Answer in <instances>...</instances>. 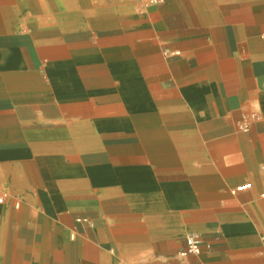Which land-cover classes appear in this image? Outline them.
<instances>
[{
  "label": "crops",
  "instance_id": "obj_1",
  "mask_svg": "<svg viewBox=\"0 0 264 264\" xmlns=\"http://www.w3.org/2000/svg\"><path fill=\"white\" fill-rule=\"evenodd\" d=\"M0 200V264H264V0H0Z\"/></svg>",
  "mask_w": 264,
  "mask_h": 264
},
{
  "label": "built area",
  "instance_id": "obj_2",
  "mask_svg": "<svg viewBox=\"0 0 264 264\" xmlns=\"http://www.w3.org/2000/svg\"><path fill=\"white\" fill-rule=\"evenodd\" d=\"M250 187H251L250 184H244L236 188V190H234V193L239 192V191L248 190ZM185 242H186V250L181 252L180 256L198 255L200 253L201 241L198 237L194 235H189L188 237H186Z\"/></svg>",
  "mask_w": 264,
  "mask_h": 264
}]
</instances>
